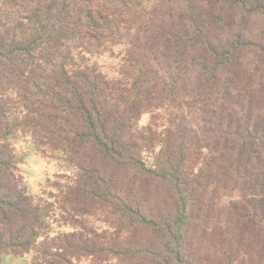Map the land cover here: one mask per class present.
Wrapping results in <instances>:
<instances>
[{
    "label": "trees",
    "instance_id": "16d2710c",
    "mask_svg": "<svg viewBox=\"0 0 264 264\" xmlns=\"http://www.w3.org/2000/svg\"><path fill=\"white\" fill-rule=\"evenodd\" d=\"M5 256L264 264V0H0Z\"/></svg>",
    "mask_w": 264,
    "mask_h": 264
},
{
    "label": "rangeland",
    "instance_id": "374dc122",
    "mask_svg": "<svg viewBox=\"0 0 264 264\" xmlns=\"http://www.w3.org/2000/svg\"><path fill=\"white\" fill-rule=\"evenodd\" d=\"M147 122L148 117L142 116L139 124L145 125ZM20 148L24 152V160L20 165L22 178L30 191L33 193L40 192L49 181L55 179L58 167L53 162L44 159L27 148L26 145L20 146ZM0 264H28V258L5 256L1 259Z\"/></svg>",
    "mask_w": 264,
    "mask_h": 264
}]
</instances>
